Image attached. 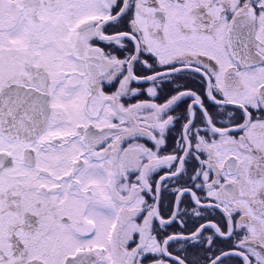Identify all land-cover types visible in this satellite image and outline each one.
Instances as JSON below:
<instances>
[{"label": "snow or ice", "instance_id": "snow-or-ice-1", "mask_svg": "<svg viewBox=\"0 0 264 264\" xmlns=\"http://www.w3.org/2000/svg\"><path fill=\"white\" fill-rule=\"evenodd\" d=\"M0 264H264V0H0Z\"/></svg>", "mask_w": 264, "mask_h": 264}]
</instances>
